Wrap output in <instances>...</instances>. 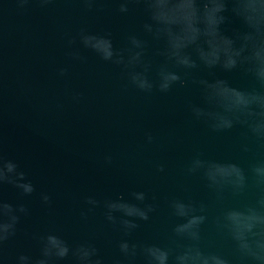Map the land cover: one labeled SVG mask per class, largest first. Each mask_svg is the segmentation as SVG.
<instances>
[{
  "label": "water",
  "instance_id": "obj_1",
  "mask_svg": "<svg viewBox=\"0 0 264 264\" xmlns=\"http://www.w3.org/2000/svg\"><path fill=\"white\" fill-rule=\"evenodd\" d=\"M97 6L104 11L89 13L80 0H53L43 8L31 3L26 9L19 8L15 0H0V141L5 154L19 162L37 191L53 198L47 207L36 196L30 199L31 215L23 220L0 264H11L21 252L35 255L36 237L49 232L69 243L93 242L110 260L123 234L105 220L102 208L88 211L84 200L120 195L130 199L133 191L145 192L147 202L156 206L150 220L140 222L133 233L134 242L181 243L172 229L184 221L169 208L170 201L180 199L206 206L202 247L230 253V243L217 220L227 210L244 211L253 205L257 191L250 188L239 197L227 190L217 194L202 174L190 175L186 169L197 156L235 162L247 169L251 162L264 160V146L247 142L241 129L214 133L194 120L189 103L204 106L194 86L177 87L167 94H144L126 87L122 68L101 61L90 51L80 48L86 59L70 61L67 41L81 29L110 33L117 48L126 46L128 33L140 30L141 12L122 17L116 14L114 3ZM225 27L230 34L233 26ZM159 46L150 41V54ZM61 66H68L67 78L57 77ZM216 75L225 76L219 71ZM227 78L237 86L249 85L239 72ZM72 92L83 93L81 103L70 102ZM149 133L151 144L146 142ZM245 143L250 147L247 153L242 151ZM107 154L113 159L110 166L104 164ZM160 165L164 172L157 171ZM4 195L10 201L18 198L12 189Z\"/></svg>",
  "mask_w": 264,
  "mask_h": 264
},
{
  "label": "clouds",
  "instance_id": "obj_2",
  "mask_svg": "<svg viewBox=\"0 0 264 264\" xmlns=\"http://www.w3.org/2000/svg\"><path fill=\"white\" fill-rule=\"evenodd\" d=\"M15 2L26 9L31 3L43 8L53 0ZM105 2L116 4L115 12L122 17L141 12L140 30L128 33L126 46L117 48L110 33L81 29L67 41L70 61L86 59L80 48L90 51L101 61L122 68L126 87L144 94H167L177 87L194 86L204 105L189 103L194 120L214 133L241 129L247 142L264 146V0H80L89 13L103 12L97 5ZM226 25L233 26L230 34H226ZM150 41L160 45L151 54ZM201 71L209 75L197 78L195 74ZM217 71L225 76L216 75ZM234 72H239L249 85L237 86L227 78ZM56 74L67 78L68 66L58 67ZM68 98L72 104H79L84 95L72 92ZM146 142L153 143L150 133ZM242 151H250L249 143L242 145ZM112 162V156L105 155L104 164L110 166ZM164 170L163 165L157 168L158 172ZM186 171L202 174L217 194L227 190L239 197L250 188L257 191L253 205L244 211L227 210L217 220L230 243V253L202 247L201 226L208 220L206 206L180 199L170 201L169 208L172 215L184 221L172 229L175 240L181 243L134 242L133 233L140 222L150 220L156 206L147 202L145 192L133 191L130 199L120 195L103 201L93 196L84 200L88 211L102 208L105 220L123 234L110 260L93 242L69 243L63 236L49 232L36 237L35 255L18 253L11 264H264V160L251 162L245 169L235 162H213L197 156ZM7 189L18 194L15 201L6 199ZM33 196L43 206L52 204V195L37 191L19 162L5 154L0 141V260L5 259L6 248L21 231L23 220L31 215L29 201Z\"/></svg>",
  "mask_w": 264,
  "mask_h": 264
}]
</instances>
